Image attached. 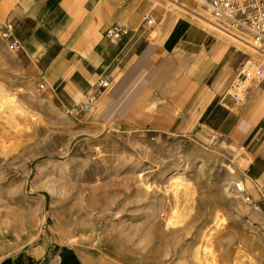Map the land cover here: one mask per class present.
I'll return each instance as SVG.
<instances>
[{"label": "rangeland", "instance_id": "rangeland-1", "mask_svg": "<svg viewBox=\"0 0 264 264\" xmlns=\"http://www.w3.org/2000/svg\"><path fill=\"white\" fill-rule=\"evenodd\" d=\"M177 1L186 9L153 0L144 16L157 25L186 15L237 47V69L264 64V53L199 20L194 0ZM23 63L0 29V91L25 111L0 107V264H28L14 255L33 248L37 264H264V212L235 191L217 140L71 118ZM173 177L184 185L173 189Z\"/></svg>", "mask_w": 264, "mask_h": 264}, {"label": "crops", "instance_id": "crops-1", "mask_svg": "<svg viewBox=\"0 0 264 264\" xmlns=\"http://www.w3.org/2000/svg\"><path fill=\"white\" fill-rule=\"evenodd\" d=\"M148 1L0 0V29L11 25L15 54L58 105L83 102L106 78L108 88L85 114L94 122L114 132L217 140L264 212V83L249 84L245 102L236 103L228 86L237 47L186 15L148 25L144 14L150 2L157 6ZM116 23L126 31L110 42L106 31ZM14 256L28 264L43 258L35 248Z\"/></svg>", "mask_w": 264, "mask_h": 264}, {"label": "built area", "instance_id": "built-area-1", "mask_svg": "<svg viewBox=\"0 0 264 264\" xmlns=\"http://www.w3.org/2000/svg\"><path fill=\"white\" fill-rule=\"evenodd\" d=\"M201 8L204 20L221 33L227 34L234 39L249 40L252 48L264 53V0H194ZM148 25L154 23L151 14L144 16ZM11 25L1 29L3 38L6 39L7 47L17 52L18 44L11 38ZM126 31L123 23H116L106 31V37L110 42L117 41ZM264 83V64L251 58L240 63L228 91L236 103H244L246 89L249 84ZM109 81L100 78L93 85L83 102L71 106L60 104L61 110L74 119H81L85 114L92 111L97 99L103 90L108 88ZM41 90H45L44 83L39 84ZM235 191L245 203H249L255 210L259 209L257 202L253 201L245 191L243 183L234 185Z\"/></svg>", "mask_w": 264, "mask_h": 264}, {"label": "bare ground", "instance_id": "bare-ground-1", "mask_svg": "<svg viewBox=\"0 0 264 264\" xmlns=\"http://www.w3.org/2000/svg\"><path fill=\"white\" fill-rule=\"evenodd\" d=\"M173 3L175 4V5H177V6H179V7H182L183 9H186L185 8V5L183 4V3H179L177 0H173ZM193 13V12H192ZM195 15L199 18V20H202L204 23L206 22L205 20H204V18H202V16H201V14L200 13H195ZM176 18V17H175ZM207 23V22H206ZM234 39V38H233ZM236 41H238V42H240V43H242V44H246V45H248V46H250L251 48H252V46H251V44H250V41L249 40H239V39H235ZM254 49V48H253ZM257 51V50H256ZM262 54V53H261ZM3 91V90H2ZM2 91H0V107H3V106H5V107H7V109H9V110H12V111H14V112H19L20 114H24V109H22L21 108V106L19 107V105H17L16 104V100H15V98H14V96L13 95H9V94H6V93H3ZM15 95V94H14ZM41 100V99H40ZM7 112V111H6ZM5 114V113H4ZM3 114V115H4ZM7 114V113H6ZM13 114V113H12ZM11 114V115H12ZM26 114V113H25ZM5 116H7V115H5ZM226 166V165H225ZM173 180H172V185H173V189H177L179 186H181V185H184V183L183 182H181V181H179L178 180V178H172ZM224 183L225 184H227V185H230V184H233V183H235V178H232V177H225V179H224ZM238 184H240V182L238 181L237 182ZM171 185V186H172ZM172 189V190H173ZM174 194H175V191H174ZM187 199V198H186ZM187 207V206H186ZM186 210V209H185ZM188 210V209H187ZM173 216H175V215H173ZM175 218H177V217H175ZM216 218V217H215ZM174 218L173 217H171L170 218V220L172 221ZM169 219H168V221H170ZM177 220V219H176ZM176 220H174V221H176ZM167 221V220H166ZM174 221H172L171 223H173ZM167 223V222H166ZM169 226V225H168ZM203 249H205V248H203ZM201 252V251H200ZM204 253V252H203ZM206 253V252H205ZM204 253V254H205ZM201 255H202V253H201ZM203 256V255H202ZM206 257V256H205Z\"/></svg>", "mask_w": 264, "mask_h": 264}]
</instances>
